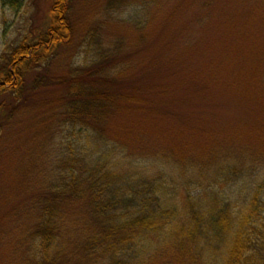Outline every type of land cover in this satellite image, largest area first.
Here are the masks:
<instances>
[{"label":"trees","instance_id":"16d2710c","mask_svg":"<svg viewBox=\"0 0 264 264\" xmlns=\"http://www.w3.org/2000/svg\"><path fill=\"white\" fill-rule=\"evenodd\" d=\"M72 10L73 0H51L44 31L1 57L0 141L14 110L29 108L27 74L74 42ZM84 37L80 65L55 79L63 92L32 108L45 106V120L36 122V112L30 124L39 136L44 122L45 152L34 155L35 172L19 168L28 198L2 217L15 226L0 235V264H264V174L255 178L212 148L199 157L135 153V136L145 135L150 120L148 99L136 91L166 92L120 89L122 43L110 50ZM130 115L136 118H120ZM22 157L28 164L30 156Z\"/></svg>","mask_w":264,"mask_h":264},{"label":"rangeland","instance_id":"374dc122","mask_svg":"<svg viewBox=\"0 0 264 264\" xmlns=\"http://www.w3.org/2000/svg\"><path fill=\"white\" fill-rule=\"evenodd\" d=\"M50 5L51 0H18L13 6L0 0V65L20 40L44 31ZM71 16L74 42L49 66L40 64L27 74L22 100L29 108L22 104L3 125L8 136L0 141V235L15 226L2 217L16 200L28 198L20 183L26 173L19 168L35 172L31 163L38 149L45 152L44 122L42 136L33 134L35 124L30 129L34 113L36 122L38 115L45 120V106L32 108L60 96L62 85L55 79L80 65L88 34L110 50L116 39L122 43L119 59L127 73L120 76V89L157 85L159 93L166 92L158 97L156 91H136L148 99L143 101L150 120L145 135L135 136V153L199 157L212 148L249 166L247 173L255 178L264 174V0H73ZM27 154L28 164L22 157Z\"/></svg>","mask_w":264,"mask_h":264}]
</instances>
